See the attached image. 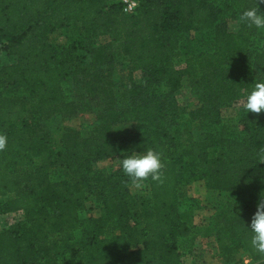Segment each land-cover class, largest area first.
Masks as SVG:
<instances>
[{"label":"trees","instance_id":"16d2710c","mask_svg":"<svg viewBox=\"0 0 264 264\" xmlns=\"http://www.w3.org/2000/svg\"><path fill=\"white\" fill-rule=\"evenodd\" d=\"M137 1L125 13L120 0H0V56H13L9 64L0 60V86L20 91L0 92V134L7 136L0 215L23 212L22 221L0 229V264H182L180 240L192 235L184 216L199 207L188 194L194 181L228 194L208 222L218 256L235 264L242 251L250 264H264L246 226L264 197V112L248 113L252 126L240 137L208 130L220 108L264 81V32L239 22L229 31L222 21H238L256 0ZM67 23L87 40L109 42L93 46L82 63L74 46L49 41L50 30ZM192 34L203 43L190 50ZM121 58L127 71L114 81L110 71ZM183 77L200 103L186 122L174 95ZM68 78L83 87L96 124L85 137L64 126L55 150L46 121L80 110L65 96ZM121 124L133 128L118 145L113 130ZM147 148L161 153L163 167L158 180L144 182L146 197L131 193L120 163L111 172L93 170L95 162ZM90 196L98 216L76 237Z\"/></svg>","mask_w":264,"mask_h":264},{"label":"rangeland","instance_id":"374dc122","mask_svg":"<svg viewBox=\"0 0 264 264\" xmlns=\"http://www.w3.org/2000/svg\"><path fill=\"white\" fill-rule=\"evenodd\" d=\"M222 21L224 26L229 31H236L238 29V21L232 17L225 16ZM192 38L185 44V48L194 49L201 46L203 43V36L192 34ZM50 43L55 47L71 45L74 46L75 52L82 63L90 61V49L96 45H102L109 42L107 36H100L92 40L84 38L83 34L79 32L71 23H67L62 28H53L48 34ZM1 63L9 64L13 61V56L3 52L0 56ZM127 71V63L124 59H118L115 66L110 71L112 80L117 81L124 76ZM133 79L140 82L142 79V71L138 70L133 73ZM64 93L67 99L73 100L80 104V110L73 117L53 116L46 121V126L51 136V144L55 150H59L61 146V132L64 126L74 127L79 130L80 135L85 137L93 129L96 124L94 108L89 104L86 107L87 100L84 98L83 87L80 83H75L72 78H68L63 83ZM163 89L160 90V92ZM0 92L6 95H17L20 91L14 88L2 89ZM175 98L178 102L181 121H187V113L190 110L197 108L200 103L197 95L187 82L186 78H182L180 86L174 92ZM244 100H239L236 105L229 107H222L219 110L215 125H210L209 131L223 132L225 136L240 137L247 128L252 126L248 113L243 110ZM194 126V125H193ZM133 128L132 125L121 124L116 126L113 134L120 145V140ZM119 160H101L93 164L94 172H111L118 167ZM132 194L138 197L147 196V184L140 189H134L132 183L129 185ZM189 196L198 200L199 207L193 211L185 213V218L192 228L191 238L187 240H180L181 255L184 264H210L214 262L215 257H218L217 248L213 239V228L209 226V217L217 209H219L227 200L228 194L225 192L209 191L202 181H194L188 191ZM97 202L94 196H90L84 201L82 208L79 211L81 219V226L75 230L76 237L81 236L84 231L91 229L90 218L98 216L96 208ZM9 225V218L0 215V229ZM191 242V243H190ZM235 264L251 263L249 255L244 252H239L235 256ZM61 264H78L75 262H63Z\"/></svg>","mask_w":264,"mask_h":264},{"label":"clouds","instance_id":"9594fccd","mask_svg":"<svg viewBox=\"0 0 264 264\" xmlns=\"http://www.w3.org/2000/svg\"><path fill=\"white\" fill-rule=\"evenodd\" d=\"M260 4H264V0H256L254 6L244 9L239 14L238 22L264 32V10H261ZM132 7H135L134 3ZM243 108L246 113L264 112V81L258 80L250 86L244 96ZM6 145L7 136L0 134V150L5 149ZM119 163L123 174L130 178L134 189H140L149 177L152 180H158L163 167L161 153L152 148L139 152L131 151L123 156ZM246 226L250 232L251 245L264 253V197L260 196Z\"/></svg>","mask_w":264,"mask_h":264},{"label":"built area","instance_id":"2783aa9c","mask_svg":"<svg viewBox=\"0 0 264 264\" xmlns=\"http://www.w3.org/2000/svg\"><path fill=\"white\" fill-rule=\"evenodd\" d=\"M120 3L122 5V9L125 13H132L138 5L137 0H120ZM133 3L135 4V7H132ZM3 216H7L9 218V225H11L17 221L23 220V212L22 211L7 213V214H4ZM181 261H182V257H181ZM182 264H184L183 261H182ZM210 264H229V263L224 262L219 256L218 257L216 256L214 259V262H212Z\"/></svg>","mask_w":264,"mask_h":264}]
</instances>
